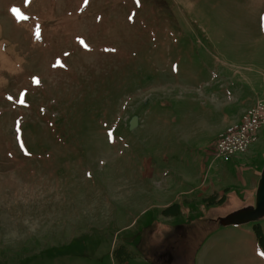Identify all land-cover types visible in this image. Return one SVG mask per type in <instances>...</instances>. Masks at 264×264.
Returning <instances> with one entry per match:
<instances>
[{
	"label": "rangeland",
	"instance_id": "1",
	"mask_svg": "<svg viewBox=\"0 0 264 264\" xmlns=\"http://www.w3.org/2000/svg\"><path fill=\"white\" fill-rule=\"evenodd\" d=\"M259 98L264 0H0V264H264Z\"/></svg>",
	"mask_w": 264,
	"mask_h": 264
},
{
	"label": "built area",
	"instance_id": "2",
	"mask_svg": "<svg viewBox=\"0 0 264 264\" xmlns=\"http://www.w3.org/2000/svg\"><path fill=\"white\" fill-rule=\"evenodd\" d=\"M264 126V98L243 113L239 122L230 124L217 138L214 157L230 162L235 157L248 152L257 141L259 131Z\"/></svg>",
	"mask_w": 264,
	"mask_h": 264
},
{
	"label": "water",
	"instance_id": "3",
	"mask_svg": "<svg viewBox=\"0 0 264 264\" xmlns=\"http://www.w3.org/2000/svg\"><path fill=\"white\" fill-rule=\"evenodd\" d=\"M264 216V168L261 172L256 192V203L253 207L240 209L222 219L224 225L241 224L250 221H257Z\"/></svg>",
	"mask_w": 264,
	"mask_h": 264
},
{
	"label": "crops",
	"instance_id": "4",
	"mask_svg": "<svg viewBox=\"0 0 264 264\" xmlns=\"http://www.w3.org/2000/svg\"><path fill=\"white\" fill-rule=\"evenodd\" d=\"M256 102H257V99L254 100L253 102H251V104H249V106H248L247 108H244V110H242V113H240L239 116H238V118H236L235 122H239V121L241 120V117H242L244 111L247 110V109H248L249 107H251L252 105H254ZM235 122H234V123H235ZM260 131H261V130H260ZM260 131H259V133H260ZM255 175H256V171H255ZM260 176H261V173H259V175L257 174V176H254V177L251 179L250 183H249V184H252V187H251V190L247 191V192H248L247 195H248L249 197H251V198L256 196V192H257V187H258V184H259ZM244 177L246 178V176L243 175V174L239 176L241 183L245 186L247 183H246V180H245ZM216 181H219L218 178L216 179ZM249 184H248V185H249ZM217 186H218V185H217ZM214 193L217 194V191L214 192ZM211 195H213V193H212ZM223 196H224V195H223ZM175 203H177V202H176V200L173 199L170 203H168V204H164L163 207H164V208H167V207H169V206H171V205H173V204H175ZM167 221H169V220H167ZM127 227H128V226H127ZM123 249H124V251L126 250L125 247H123ZM124 251L121 252V259H126V252H124ZM122 263H123V264L127 263V260H125V261L122 262Z\"/></svg>",
	"mask_w": 264,
	"mask_h": 264
},
{
	"label": "trees",
	"instance_id": "5",
	"mask_svg": "<svg viewBox=\"0 0 264 264\" xmlns=\"http://www.w3.org/2000/svg\"><path fill=\"white\" fill-rule=\"evenodd\" d=\"M223 197L225 198V195ZM224 198H222V199L217 201V195L213 194L210 197L205 198V201L208 202L209 205H213L216 202L222 203ZM165 211H168V215L169 216L170 215L171 216H175V215L180 213V208H179V205L175 203V204L167 207ZM257 230H258V234H259L260 239L264 243V236H263V233H262V229L260 227H258ZM123 251H124V249L121 248V252H123ZM125 260L126 259H121V262H124Z\"/></svg>",
	"mask_w": 264,
	"mask_h": 264
}]
</instances>
